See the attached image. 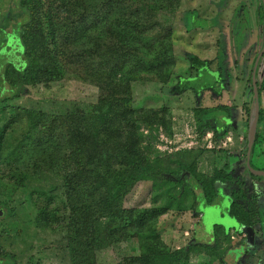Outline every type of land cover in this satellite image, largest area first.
<instances>
[{"label": "rangeland", "instance_id": "374dc122", "mask_svg": "<svg viewBox=\"0 0 264 264\" xmlns=\"http://www.w3.org/2000/svg\"><path fill=\"white\" fill-rule=\"evenodd\" d=\"M261 3L0 0V49L5 32L22 19L24 44L34 61L29 76L7 70L6 78L22 90L0 104V143L2 137L4 144L9 140L4 150L0 146L4 264H72L65 178L75 174L81 192L91 188L87 163L95 155L135 176L114 215L98 207V222L89 230V241L94 231L98 235L93 249L97 264H137L135 260L155 248L171 253L192 243L198 248L182 264H264V177L247 166L256 115L251 77L264 45ZM193 13L212 20L213 28L187 31ZM8 42L21 48L16 31ZM14 49L1 51L0 77ZM188 55L222 72L221 97L208 91L200 98L191 91L171 95L179 77L195 76ZM260 63L257 78L263 81L264 58ZM128 94L130 102L124 97ZM219 105L231 108L232 126L224 138L215 139L212 132L197 130L195 110ZM261 109L252 166L264 172V91ZM22 141L29 142L16 151ZM34 141L42 144L33 147ZM35 159L40 161L37 167ZM49 160L55 162L53 169ZM179 162L189 163L202 180L225 170L232 176L230 189L256 199L260 222L239 235L229 229L236 223L230 197L210 206L199 189L138 176L141 165L174 169ZM92 188L87 200L96 208L94 201L106 186L97 180ZM91 194L96 197L89 199ZM84 203L82 196L77 206ZM233 211L242 217L238 206ZM55 220L59 226L52 225ZM202 243L215 248H203ZM241 245V257L236 258Z\"/></svg>", "mask_w": 264, "mask_h": 264}, {"label": "trees", "instance_id": "16d2710c", "mask_svg": "<svg viewBox=\"0 0 264 264\" xmlns=\"http://www.w3.org/2000/svg\"><path fill=\"white\" fill-rule=\"evenodd\" d=\"M260 17L264 19V6L263 3L260 5ZM22 18H28L27 13L22 14ZM214 26L212 20H206L199 18L194 13L190 16V24L187 26V31L191 32L194 29L209 30ZM16 33L20 36L21 48L19 50L14 49V43L10 44L8 42L9 36H14ZM3 33L5 30L2 31ZM6 33V32H5ZM4 33V34H5ZM12 34V35H10ZM5 45L0 49V53L3 49H14V54L11 52V62H8L4 65L1 71L0 77V104L14 100L22 90V87L19 83L10 82L5 73L8 69L14 70L23 77L29 76V74L34 69V61L28 56L27 45L24 44V32H23V21L18 20L15 27L11 29L10 33L5 39ZM16 41V40H15ZM190 62V69L195 72V76L189 78H178L177 85L171 91V95L180 96L184 93L191 91L197 98L202 96L203 92H211L214 96L221 97L222 92L224 91V79L222 72L220 70L213 71L210 68V63L200 59L194 55L187 56ZM264 58V56H263ZM2 58H0V61ZM261 64V63H260ZM259 64V68L261 65ZM258 75V71H257ZM256 75V78H257ZM252 82V77H251ZM257 86L259 92V102H260V115L262 108V92L264 91V79L263 81L258 80ZM126 101H131V96L124 95ZM253 102H254V93H253ZM232 110L229 106L219 105L213 108H198L195 110V119L197 130L201 133L212 132L215 139L224 138L227 130L232 126ZM261 118V117H260ZM260 122V119H259ZM259 124V123H258ZM0 146L1 150H4L6 143H3L4 137L1 138ZM29 141H22L17 147V150H20L22 145L28 143ZM9 143V142H8ZM45 143H48L45 140ZM88 143V142H87ZM258 143V136L253 147V152L250 160V166H252V160L256 152V145ZM42 143L33 142V147H38ZM10 145V144H9ZM4 157V156H3ZM90 157H92L90 159ZM88 158L89 164L91 167L88 170H92L90 176L86 178L88 183H90L91 188L87 187L86 191H80L79 181H77V176L71 174L65 178L67 185V198L69 205L71 206V220L69 225V245L71 251V261L72 264H97L96 256L93 251L95 245H97L98 235L97 232L91 236V241L89 237L91 232H89L91 225L96 224L98 207H102L104 210H101L104 213L109 215H114V208L120 203L122 196L126 195L129 192L131 185L133 184L135 176L129 175L127 172L116 170L115 166L108 160L103 159L102 156L95 155ZM133 159V156H131ZM11 159H8L10 161ZM37 167L40 162L38 159L32 161ZM50 168L55 167V162L49 160ZM227 167V166H226ZM225 173V174H224ZM138 176L148 182L155 183H166L173 186H181L186 188L199 189L200 195H202L208 205H213L219 199L230 197L231 201V211L230 214L235 218L240 224L241 227L235 232L239 235H242V229L253 228L260 222V219L257 217L256 211V199H248L246 195L239 196V191L236 189H230L229 182L232 181V176L227 174L225 170L220 174H215L213 178L208 180H202L193 170L192 166L189 163H178V168L174 169H156L150 166H140ZM100 180L104 182L106 190L100 200L94 201L96 208L93 207V204H89L87 198L89 197L90 191L93 189L92 185ZM193 180L194 182H191ZM82 196L85 197V203L82 206H77V203L81 202ZM94 199L96 196L91 194ZM240 205V206H239ZM234 206H238L242 211V217H239L238 213L233 211ZM44 221V220H43ZM41 227L44 226L41 221H39ZM53 226H59V220L52 222ZM203 248L214 249L215 246H210L209 244H199ZM242 245L239 246V250L242 249ZM198 248L197 243H192L190 246L181 248L179 250L173 251L171 253L161 252L155 248L151 254L148 256L142 257L139 260H135L134 263L137 264H182L187 262L193 252ZM231 250L228 251L230 254ZM157 261H159L157 263Z\"/></svg>", "mask_w": 264, "mask_h": 264}, {"label": "water", "instance_id": "95a60500", "mask_svg": "<svg viewBox=\"0 0 264 264\" xmlns=\"http://www.w3.org/2000/svg\"><path fill=\"white\" fill-rule=\"evenodd\" d=\"M263 6H264V3H263ZM263 56H264V45H263L262 50H261V52H260V54H259V56H258V58H257V60L255 62L253 75H252V85H253L254 104H255V114L256 115H255V121H254L252 129H251V133H250V139H249V144H248V153H247V166H248V168L250 169L252 174H254L256 176H261V177H264V172L260 171V170H254L253 168H251L250 160H251L253 147H254V144H255V141H256V137H257V128H258V123H259V119H260V102H259V92H258L256 75H257L258 66H259L260 61L263 58ZM222 224H225V223H222ZM239 226L240 225H239V223H237V220H236V223H234V225L229 227V229L232 228L234 230H238ZM0 264H2L1 261H0Z\"/></svg>", "mask_w": 264, "mask_h": 264}, {"label": "crops", "instance_id": "0c3cea01", "mask_svg": "<svg viewBox=\"0 0 264 264\" xmlns=\"http://www.w3.org/2000/svg\"><path fill=\"white\" fill-rule=\"evenodd\" d=\"M241 227V226H240ZM240 229V228H239ZM236 231V230H235ZM242 250V249H241ZM236 258H240L241 257V252L239 251V253H234L233 254Z\"/></svg>", "mask_w": 264, "mask_h": 264}, {"label": "flooded vegetation", "instance_id": "af4514ba", "mask_svg": "<svg viewBox=\"0 0 264 264\" xmlns=\"http://www.w3.org/2000/svg\"><path fill=\"white\" fill-rule=\"evenodd\" d=\"M9 33H10V32H6V34H5V35H6V38H5V39H7V35H8ZM10 35H12V34H10ZM0 261L2 262V264H4V262H3L4 260H3V259L0 258Z\"/></svg>", "mask_w": 264, "mask_h": 264}]
</instances>
